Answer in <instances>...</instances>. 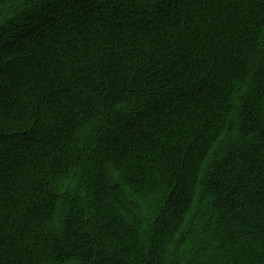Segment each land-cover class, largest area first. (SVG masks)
Returning a JSON list of instances; mask_svg holds the SVG:
<instances>
[{"label": "trees", "instance_id": "16d2710c", "mask_svg": "<svg viewBox=\"0 0 264 264\" xmlns=\"http://www.w3.org/2000/svg\"><path fill=\"white\" fill-rule=\"evenodd\" d=\"M264 264V0H0V264Z\"/></svg>", "mask_w": 264, "mask_h": 264}, {"label": "snow or ice", "instance_id": "6c2138e0", "mask_svg": "<svg viewBox=\"0 0 264 264\" xmlns=\"http://www.w3.org/2000/svg\"><path fill=\"white\" fill-rule=\"evenodd\" d=\"M75 264H78V262H75Z\"/></svg>", "mask_w": 264, "mask_h": 264}]
</instances>
